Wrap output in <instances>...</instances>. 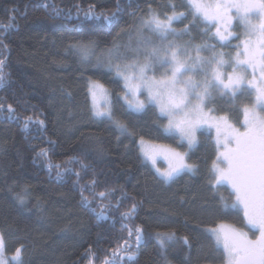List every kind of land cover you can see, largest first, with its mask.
<instances>
[{
  "label": "trees",
  "instance_id": "obj_1",
  "mask_svg": "<svg viewBox=\"0 0 264 264\" xmlns=\"http://www.w3.org/2000/svg\"><path fill=\"white\" fill-rule=\"evenodd\" d=\"M185 3L119 0L117 10V0H0L5 76L0 85V236L5 258L20 248L23 264H111L118 250L120 264H222L223 250L216 248L210 229L225 224L256 235L242 211L231 207L232 190L216 185L213 136L199 133L198 145L189 150L165 131L167 120L154 106L141 113L128 110L122 81L96 67L95 59L81 62L77 52L92 44L99 53L130 38L135 45L136 30L150 10L171 15L175 4L177 12L187 14ZM90 10L101 19L86 18ZM113 12L112 22L106 23L103 16ZM190 21L189 16L173 24L177 31L189 26L183 40L221 43ZM238 42L231 39L223 51L234 54ZM93 81L110 92L115 120L131 134L122 135L113 121L94 116ZM252 99L243 97L233 105L217 98L209 106L215 109L212 114L227 115L243 128L241 104ZM140 140L187 153L193 171L165 182L140 155ZM134 204V215L125 218ZM125 225L143 230L139 244ZM158 234L174 236L162 245Z\"/></svg>",
  "mask_w": 264,
  "mask_h": 264
},
{
  "label": "snow or ice",
  "instance_id": "obj_2",
  "mask_svg": "<svg viewBox=\"0 0 264 264\" xmlns=\"http://www.w3.org/2000/svg\"><path fill=\"white\" fill-rule=\"evenodd\" d=\"M183 6L187 14L177 12L175 4L171 5V15L162 16L150 10L136 30L135 45L130 38L127 44L114 43L99 53L92 44L79 46L77 52L81 62L95 59L96 67L114 72L123 82L129 109L143 112L147 105L157 108L159 116L167 120L165 131L179 133L189 149L196 144V132L203 125L216 129L217 145L223 146L217 157V160L222 157L223 166L213 164L216 183L231 187L235 197L231 207L242 208L247 225L258 230L259 235L250 239L247 232L225 224L209 231L216 248H223L222 264H264V0H186ZM115 15V12L104 15L103 20L111 23ZM85 16L101 19L91 10ZM189 16L193 27L202 25L205 36L211 33L210 38H217L221 43L197 44L183 40L190 35L189 26L177 31L173 24ZM231 39L239 41L234 45V54L223 51L230 46ZM3 68L4 61L0 60V85L5 82ZM89 91L93 97L98 92L106 93L104 85L98 81L90 83ZM141 93L143 100L138 99ZM243 97L254 98L250 104H241L243 131L229 123L227 115L212 114L215 109L209 105L215 104L217 98H227L235 105ZM7 110L10 114L14 111L11 106ZM93 114L113 121L122 135L131 134L126 125L115 120L110 109H97ZM162 152L169 160L168 170L160 173L165 182L184 171H193V166L185 163L187 153L167 148ZM145 155L155 163L152 155ZM99 195L106 196L104 192ZM20 200L23 203L22 197ZM135 211L134 204L123 215L130 218ZM125 228L129 237L135 234L139 244L143 230L127 225ZM172 236L174 234L165 237L158 234V240L163 245L165 239L170 240ZM4 251L5 242L0 236V264H23L20 248L16 249L11 262L4 259ZM117 257L120 252L113 250L111 264H120ZM128 259L133 256L129 255Z\"/></svg>",
  "mask_w": 264,
  "mask_h": 264
},
{
  "label": "rangeland",
  "instance_id": "obj_3",
  "mask_svg": "<svg viewBox=\"0 0 264 264\" xmlns=\"http://www.w3.org/2000/svg\"><path fill=\"white\" fill-rule=\"evenodd\" d=\"M119 79V78H118ZM123 83V82H122ZM89 87H90V84H89ZM106 89V88H105ZM89 93H90V91H89ZM138 99H141V100H143L144 99V94L143 93H141L139 96H138ZM122 100H123V103H124V105L128 108V110H130V111H132V112H135V113H141V112H136V111H133V110H131V109H129V106H128V102H127V100H125V98L123 97L122 98ZM90 101H91V107H92V111H93V113H94V111L95 110H100V111H107V110H111L112 111V105H111V102H110V92L106 89V93H97V95L95 96V97H93V95L90 93ZM148 106H152V105H147L146 107H148ZM157 109V108H156ZM157 111H158V109H157ZM159 113V112H158ZM95 116V115H94ZM96 117V116H95ZM96 118H98V117H96ZM98 119H105V118H98ZM229 123H231L230 121H229ZM232 124V123H231ZM233 125V124H232ZM234 127H236V128H239L241 131H243V128H240V127H237V126H235V125H233ZM201 132H205V133H210L212 136H213V139H214V142H215V144H216V147H217V157L220 155V152L221 151H223V146L222 145H217V133H216V129L214 128V127H208L207 125H203L197 132H196V144L191 148V149H189V150H193L197 145H198V135H199V133H201ZM168 133V132H167ZM168 134H171V135H175V136H177L178 138H180V136H179V133H168ZM181 140V139H180ZM182 142H184V143H186L187 144V141H182ZM188 146V145H187ZM165 147L164 146H161L160 144H157V143H152V142H147V141H144L143 140V143H141V140H140V142H139V152H140V155L143 157V159L146 161V162H148V163H150L151 165H153V167H154V169H155V171L157 172V174H158V176L162 179V177H161V175H160V173H163V172H165V171H167L168 170V168H169V160L168 159H166L165 158V154L162 152V149H164ZM178 152V151H177ZM145 153H148V154H150V155H152L153 156V158H154V160H155V163H153V159H149L148 158V156H146L145 155ZM181 154H184V153H181ZM185 163H187L188 164V162H187V155L185 156ZM215 164L217 165V166H220V167H222L223 166V161H222V157H221V159L220 160H216V162H215ZM157 169H159V171H157ZM213 171H214V169H213ZM184 172H188V171H184ZM184 172H182V173H184ZM181 173V174H182ZM214 173H215V171H214ZM180 174V175H181ZM215 175H216V173H215ZM179 176V175H178ZM177 177V176H176ZM175 177V178H176ZM174 178V179H175ZM172 181V180H171ZM170 182V181H169ZM216 185H226V186H228L230 189H231V187L228 185V184H226V183H221V184H217L216 183ZM232 190V189H231ZM239 210H241L242 211V213H243V210H242V208H238ZM244 215V214H243ZM246 220V219H245ZM246 223H247V221H246ZM229 226H231V225H229ZM248 226V228L250 229V231L251 232H255V236H252V234L250 233V232H247L248 233V235H249V238L250 239H255V238H257L258 237V235H259V231L258 230H254V229H252L249 225H247ZM232 227H234V226H232ZM234 228H236V227H234ZM236 229H238V228H236ZM238 230H240V231H243V230H241V229H238ZM243 232H246V231H243ZM222 250H223V248H222V246L220 247ZM3 257H4V259H6L7 261H9V262H11L12 261V257L11 258H9V259H7V258H5V256H4V253H3Z\"/></svg>",
  "mask_w": 264,
  "mask_h": 264
}]
</instances>
